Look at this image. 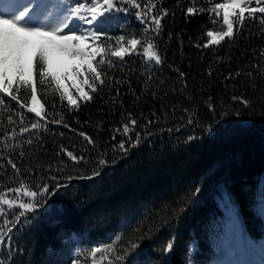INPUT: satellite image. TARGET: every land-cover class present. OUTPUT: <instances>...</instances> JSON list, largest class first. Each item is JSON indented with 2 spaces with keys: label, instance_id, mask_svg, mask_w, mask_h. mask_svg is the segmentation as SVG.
<instances>
[{
  "label": "trees",
  "instance_id": "obj_1",
  "mask_svg": "<svg viewBox=\"0 0 264 264\" xmlns=\"http://www.w3.org/2000/svg\"><path fill=\"white\" fill-rule=\"evenodd\" d=\"M65 3L98 52L0 84V264H213L237 226L262 238L264 0Z\"/></svg>",
  "mask_w": 264,
  "mask_h": 264
},
{
  "label": "rangeland",
  "instance_id": "obj_2",
  "mask_svg": "<svg viewBox=\"0 0 264 264\" xmlns=\"http://www.w3.org/2000/svg\"><path fill=\"white\" fill-rule=\"evenodd\" d=\"M241 1L225 0L222 10L226 20ZM65 2L0 0V84L15 74L28 76L33 57L58 75L73 69L78 72L88 65L98 52L94 22L78 18ZM235 230L239 234L237 248L213 264H264V237L253 243L241 235L239 226Z\"/></svg>",
  "mask_w": 264,
  "mask_h": 264
}]
</instances>
